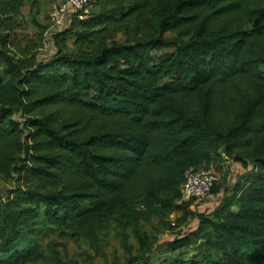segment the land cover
I'll return each mask as SVG.
<instances>
[{
  "label": "trees",
  "instance_id": "16d2710c",
  "mask_svg": "<svg viewBox=\"0 0 264 264\" xmlns=\"http://www.w3.org/2000/svg\"><path fill=\"white\" fill-rule=\"evenodd\" d=\"M26 2L36 0H0V26L17 25ZM94 5L98 12L74 15L67 28L54 33L55 55L46 62L37 61L31 41L17 45L16 53L0 50V67L10 78L7 83L0 77V175L16 172L21 181L0 198V253H12L41 215L60 228L139 187L145 162L190 154L202 163L213 151L220 155L221 147L231 153L261 146L255 158L259 172L241 194L235 190V201L246 199L239 204L240 216L253 210L264 222V0H97ZM33 21L38 23L34 14ZM0 36L2 44L11 39L9 33ZM169 48L174 50L158 53ZM241 74L256 77L255 93L226 131L184 111L171 122L159 119L170 109L160 102L166 93L191 102L203 86L209 94L206 112L224 110L222 98ZM23 125L30 129L29 141ZM158 128L182 136L155 151L150 140ZM216 184L211 193L220 192ZM232 203L224 202L217 218L202 215L198 230L179 243L209 237L202 264H264V235L251 233L253 221L232 215ZM15 254L11 258L22 256Z\"/></svg>",
  "mask_w": 264,
  "mask_h": 264
},
{
  "label": "rangeland",
  "instance_id": "374dc122",
  "mask_svg": "<svg viewBox=\"0 0 264 264\" xmlns=\"http://www.w3.org/2000/svg\"><path fill=\"white\" fill-rule=\"evenodd\" d=\"M62 1L36 0L33 5L26 2L22 14L16 19L17 25L11 28L0 26V35H11L9 45L2 44L0 39V50L16 53L17 45L25 47L31 41L35 47L31 52L36 53L37 61L50 60L55 55L54 47H45L43 43L45 38L57 32L52 14L54 5ZM31 8L33 13L30 12ZM99 10L98 5H93L90 14ZM33 14L38 23L33 21ZM119 39L124 40V37L120 35ZM69 46L73 49L72 41H69ZM172 50L169 48L158 53ZM1 76L8 83L10 78L2 72V67ZM255 80L253 75L236 76L222 98L226 100L224 110L222 107L215 110L210 108L208 113L205 109L209 99L208 87H201L191 102L179 94L166 93L160 102L170 105V109L159 119L171 122L184 111L187 117L202 123L207 120L226 131L239 121L247 103L254 96ZM15 117L25 121L18 112ZM25 126H22L23 138L28 140L30 129ZM178 136L182 135L176 130L158 128L151 133L152 149H163L165 143ZM261 149V146L254 145L227 153L221 147L217 151L220 155L213 151L202 163H194L195 158L190 154L177 155L163 162H145L143 168L147 173L139 182V187L116 195L99 211L85 214L87 218L83 221L80 217L69 218L67 224L60 228L49 224L41 215L32 233L20 240L12 253H0V264H202V248L210 238H193L189 244H180L179 241L198 230L202 215L217 218V209L230 199L233 202L231 214L237 215L236 218L240 220L253 221V235H264L263 217L253 213V210L240 216L243 210L239 204L246 199H240L239 204L235 201V190L239 188L241 194L249 185L247 179L259 172L261 163L255 158ZM20 155L23 157L24 152ZM200 170L210 171L216 176V186L220 192H212L202 198H188L182 191L183 184L189 173ZM17 176L16 172L0 175V198L6 199L10 190L20 186L21 181L17 180ZM181 177H184L183 181ZM15 253L22 256L11 258ZM213 255L216 252L213 251ZM256 261L258 258H253V262Z\"/></svg>",
  "mask_w": 264,
  "mask_h": 264
},
{
  "label": "built area",
  "instance_id": "2783aa9c",
  "mask_svg": "<svg viewBox=\"0 0 264 264\" xmlns=\"http://www.w3.org/2000/svg\"><path fill=\"white\" fill-rule=\"evenodd\" d=\"M96 1L97 0H63L55 4L52 20L53 26L57 27V32L67 28L72 23L74 15L80 18L88 17L90 15V9ZM43 44L45 47H53V35L45 38ZM216 180V176L210 171H194L187 175L182 191L188 198H202L211 193Z\"/></svg>",
  "mask_w": 264,
  "mask_h": 264
}]
</instances>
